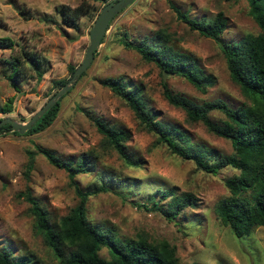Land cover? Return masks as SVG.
I'll return each instance as SVG.
<instances>
[{"label": "rangeland", "instance_id": "rangeland-1", "mask_svg": "<svg viewBox=\"0 0 264 264\" xmlns=\"http://www.w3.org/2000/svg\"><path fill=\"white\" fill-rule=\"evenodd\" d=\"M83 1L91 12L82 16L79 28L74 29L64 22L60 7L74 8ZM170 3L198 19L211 20L222 12L228 19V32L224 35L227 41H239L247 34L260 32L249 13L247 0H136L119 13L92 64L60 98V114L48 129L31 135L0 130L2 247L10 246L20 254L33 255L37 264H59L37 228L24 193L30 186L53 222L67 215L78 204L79 197L68 173L38 152L41 146L55 150L64 160H77L92 152L97 156L96 168L78 176L79 184L86 190L101 187L104 178L113 187L89 200L87 214L94 226L115 230L123 240L142 232L154 240L166 239L177 246L180 264H264V227L239 238L219 221L215 212L218 202L230 194L225 178L237 171L226 168L216 175L209 174L198 169L194 161L172 154L165 146L157 147L155 136L142 127L125 101L100 82L108 76H126L133 85L143 86L148 104L161 120L181 127L196 143L219 154L233 153L230 140L211 133L203 123L189 122L183 109L165 99L158 66L146 62L137 51L117 40V34L122 32L133 41L151 37L159 28L168 29L174 37L171 43L196 58L206 74L216 77V84L203 93L185 78L169 76L167 81L175 92L199 103L221 98L234 107L250 104L241 87L231 79L218 43L180 22ZM103 6L94 0H0V38L17 43L13 48L0 47V105L13 99V111L0 113V118L28 121L60 90L55 81L72 78L70 66L77 68L82 63L90 44V31ZM24 50L43 60V76L40 78L24 59L27 76L15 88L8 78L14 76L11 58L23 57ZM85 111L117 128H127L131 132L127 142L129 152L141 164L127 165L115 150L102 144V134ZM211 117L217 122L225 119L219 111L212 112ZM31 153L35 154V163L29 172ZM159 188L178 195L193 193L198 198L197 207L186 209L174 221L160 211L137 206L148 204L155 193L160 204L165 205L171 197L161 198ZM101 256L109 257L107 248L101 251Z\"/></svg>", "mask_w": 264, "mask_h": 264}, {"label": "trees", "instance_id": "trees-1", "mask_svg": "<svg viewBox=\"0 0 264 264\" xmlns=\"http://www.w3.org/2000/svg\"><path fill=\"white\" fill-rule=\"evenodd\" d=\"M94 1L104 5L111 0ZM247 1L250 5L249 13L260 27V32L247 34L239 41L225 40L228 19L222 12L211 20L205 17L198 19L174 3H170V6L180 22L218 43L226 59L231 79L241 87L250 99V104L244 103L234 107L221 98L199 103L175 92L167 81L169 76L183 77L203 93L216 84V77L206 74L196 58L176 48L171 43L174 37L168 29L159 28L153 36L133 41L125 32L120 31L122 33L117 34V40L124 47L137 51L146 62L158 66L163 76L165 99L171 105L183 109L189 122L203 123L211 133L230 140L233 153L219 154L204 144L196 143L181 127L161 120L155 109L148 104L143 86L133 85L126 76H108L100 79L105 87L125 101L142 127L155 136L157 147L165 146L172 154L194 161L198 169L209 174L216 175L226 168L237 171L233 176L225 178L224 183L230 194L218 202L215 212L219 221L224 226H229L239 238L250 235L257 227H264V0ZM89 8L85 6V1L74 8L68 5L60 7L64 22L74 29L79 28L78 21L82 16L91 12ZM118 16L111 21L108 29ZM15 45L17 43L13 39L0 38V47L13 48ZM22 55L23 57L11 58L15 66L11 75L14 76L8 78L15 88H18V83L27 76L24 59L40 78L43 76V60L27 50H24ZM75 70L76 67L71 65V74H74ZM67 82L68 79H61L55 81V85L61 89ZM61 102L59 99L26 135L48 129L60 114ZM12 111L13 99L0 105V113L9 114ZM214 111L223 113L225 119L221 122L212 119L211 113ZM85 112L102 134V144L115 150L127 165L141 164L140 159L129 152L127 142L131 138V132L127 128H117L91 111ZM11 129L12 125L6 124L0 130ZM38 150L53 166L68 173L71 186L79 197L78 204L67 215L53 222L30 186L24 193L30 203L37 228L59 264H180L177 246L166 239L154 240L149 234L142 232L137 237L123 240L115 230L106 231L89 221L87 212L90 198L113 190V187L105 182L104 176L101 187L86 190L79 184V175L91 173L96 168L97 156L93 152L83 154L77 160H64L51 148L39 146ZM34 156L35 154L31 153L29 172L34 167ZM158 190L162 193L161 198L171 197L165 205L160 204L155 193L147 202L151 207L144 203H138L137 206L149 211H160L167 219L174 221L186 209L197 207L198 198L193 193L178 195L175 191L169 193L162 188ZM104 248L108 250V258L101 256ZM36 262L33 255L20 254L10 246L0 245V264H37Z\"/></svg>", "mask_w": 264, "mask_h": 264}, {"label": "water", "instance_id": "water-1", "mask_svg": "<svg viewBox=\"0 0 264 264\" xmlns=\"http://www.w3.org/2000/svg\"><path fill=\"white\" fill-rule=\"evenodd\" d=\"M135 1L136 0H111L104 4L90 31V44L87 48L84 59L82 63L76 68L72 78L28 121L19 122L12 117H4L0 120V129L6 124L12 125V129L9 132H18L19 134H24L32 129L33 126L40 120V118L48 110H50L67 91L71 89L77 78L89 68L95 58L96 51H98L102 44V39L107 33L111 21L119 13L131 6Z\"/></svg>", "mask_w": 264, "mask_h": 264}]
</instances>
